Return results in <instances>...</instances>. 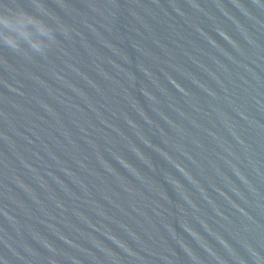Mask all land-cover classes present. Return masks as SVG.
<instances>
[{"label": "water", "instance_id": "obj_1", "mask_svg": "<svg viewBox=\"0 0 264 264\" xmlns=\"http://www.w3.org/2000/svg\"><path fill=\"white\" fill-rule=\"evenodd\" d=\"M3 19L0 264H264V0Z\"/></svg>", "mask_w": 264, "mask_h": 264}, {"label": "clouds", "instance_id": "obj_2", "mask_svg": "<svg viewBox=\"0 0 264 264\" xmlns=\"http://www.w3.org/2000/svg\"><path fill=\"white\" fill-rule=\"evenodd\" d=\"M29 22H31V21H29ZM0 24H3V25L6 26V27H12V24H11V22H10L8 19L0 20ZM18 24L20 25V27H19L18 30H21V32H22L23 24H24V20L19 21ZM22 34H24L25 36H27V33H23V32H22ZM5 39H8V38L5 37ZM34 46H35V45H34Z\"/></svg>", "mask_w": 264, "mask_h": 264}]
</instances>
